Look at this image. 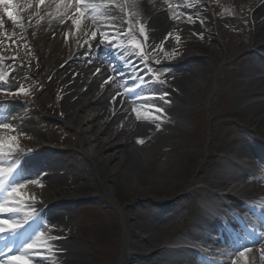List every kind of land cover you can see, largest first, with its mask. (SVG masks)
Instances as JSON below:
<instances>
[{"label": "bare ground", "instance_id": "bare-ground-1", "mask_svg": "<svg viewBox=\"0 0 264 264\" xmlns=\"http://www.w3.org/2000/svg\"><path fill=\"white\" fill-rule=\"evenodd\" d=\"M118 1L121 0H97V3L109 4ZM126 1L129 2L130 7L120 6L123 15L135 12L142 17H148L147 33L152 40L172 44L178 41L176 37H179V40L183 37L178 29L179 23L174 19L175 10L169 7L170 3H177V0H169V3H165L164 0ZM193 1L185 0L187 6L180 8L187 10L194 18H199L203 26L186 21L185 27L188 31H184V38L190 37L194 42H198L201 33L205 30L212 34L220 31L225 35V28L231 25L239 27L240 31L245 34L248 13L251 16L250 26L252 28L249 39L242 46L243 49H247V53L239 58L238 62H232L224 69L227 77L223 81V91L220 95L222 109L216 112L215 117L230 116L232 117L230 124L241 122L243 127L252 132L253 136L243 140L244 143L240 145L231 144L222 149L216 146L218 149L216 151L222 154L215 157L208 154L207 161L199 163L195 159L197 151L187 148V146H194L192 141L185 139L186 143L177 142L178 136L186 133L185 122L171 120L170 117L165 120V117L171 114L181 118L180 115L184 113L183 103L187 102L192 95H198L200 91L205 90L206 86L202 79L207 78L206 70L185 69L186 72H183L180 77L166 78L163 84L160 83L162 85H153L154 90L152 91L155 92V89L161 88L163 92H167L166 98L146 100L142 103L157 104L165 113L152 111L150 107L138 108V104L129 101L127 95L122 96L119 87L124 85L123 81L115 76V71H107V66L104 65L107 58L114 60L116 66H122L120 71L116 70L118 71L116 74L123 71L127 80L131 78L134 79V83H142L138 79V74L144 71L139 68L143 66V63L140 62L137 68L136 65L132 68L128 60L136 56L129 55V52L120 47L123 41L118 30L120 25L117 22L122 13L119 12L120 10L98 11L95 14V22L77 13L73 18L78 23L73 26L72 20L67 19L68 15H72V10H69L65 16L57 15L58 11L64 10L68 0H44L40 8H36L39 0H25V3L20 6L21 11H24L22 13L25 19L24 31L35 55L40 63L47 67L46 69L55 70L54 74L64 86L63 98L56 109L61 115H65L62 121L71 128L80 141L82 154L97 165L94 172H84L83 185L65 190L63 188L64 179L57 172L50 171L45 175L36 173L40 175L39 177H35L34 174L25 175L26 180L33 181L39 178L42 187L31 185L21 190L22 196L26 193V199L34 196L35 203L23 207L21 213L15 214L14 218L22 217L23 213L28 210H35L41 201L39 206L47 205L39 217L43 216L44 223L40 225L41 230L34 236L39 235L47 227L46 235L60 237L52 242L54 249L52 253L46 251L39 253L51 259H36L35 264H80L82 262L86 250L77 248L71 243L70 233L67 230L63 231L53 226L56 222L64 221V217L60 216L55 208L61 203L70 205L75 198L83 194L82 189L92 185L91 181H98L108 198L112 197L113 190L107 186V183L115 185L118 181L125 195L131 194L133 199L137 200L141 193H144L146 198L153 200L161 208L174 203L181 193L191 194L190 184L184 181H181L180 185L178 182L161 190L157 189L155 182L151 179L147 183L148 186H142L144 171L154 167L156 172L169 171L173 166L176 156L163 152L169 147L177 150L184 161L183 166L191 170L197 165L196 167L203 170L205 173L203 179L213 189L212 195L209 198H200L198 202L192 201L196 214L184 222V231L180 235L169 238L164 244L156 242L157 236L151 232L156 227L149 224L147 219L132 217L125 213L124 207L118 206L122 213L125 238H123L119 259L115 262H113L114 259L106 261L104 264H135L137 261L143 264H214L211 259L204 257L203 253L212 252L215 243L221 240H212L208 235L209 232L222 229L227 223L228 230L235 232L238 222L243 223L250 215H256L255 211L264 212V176L259 180L250 178L252 176L246 169L247 163L242 162L243 160L237 161L238 158H247L251 153L260 158L262 156L259 154V157L256 153L264 152V145L261 143L264 140V77L257 74L261 71L258 69L264 71V63L262 62L263 67H258L253 61L258 52L264 51V0H226L227 7L221 16L228 15L231 17L230 20L223 19L220 15V17L215 16L209 6L214 0H208V3L204 2L199 5H194ZM57 3L61 4L60 9H56ZM108 13L113 16L117 13L118 16L116 15L113 21ZM110 22L114 23L115 27L107 26ZM93 32L96 33L95 39L92 38ZM107 40H111L112 43H107ZM253 47L255 50H252ZM210 50L211 48H208V52L211 53ZM201 51L202 46L195 44L185 48L171 62V69H183L189 63L196 62ZM212 51L215 55L218 54L217 50ZM224 51L228 54L225 47ZM236 51L237 47L232 46V54ZM68 58L69 62L64 67L56 68ZM119 58L121 63L117 62ZM116 66L115 69H117ZM234 75L240 79L234 80L232 78ZM234 86L239 87L240 90L235 92ZM22 108V106L9 107L6 113L3 112L5 113L4 118L8 117L16 123H27L26 126L33 121L28 127L36 132L37 128L34 123L41 122L39 109L32 104L29 111L25 113ZM138 114L141 116L139 120L137 119ZM145 115L158 116V119L149 121L144 118ZM149 136L151 138H148ZM137 140L144 142L138 144ZM242 147L249 148L250 152L245 154ZM54 153L55 149L52 147L40 148L39 152L29 159L42 166V171L46 168L52 170L59 166L54 167L57 161ZM5 160L15 159L11 156H0V161ZM133 161H137L138 164L134 166ZM7 164L0 162V168ZM236 171H240V175L235 173ZM169 176L166 175V183L169 181ZM243 178H250L252 181L245 182L243 187H239L238 184L233 185L235 181H241ZM225 191L232 192V197L225 198L226 194L223 193ZM193 193L196 197L200 191L193 189ZM130 209H133L132 206ZM233 210H236L238 214L235 215ZM218 217L224 218L223 221H216ZM161 218L163 219L158 214L156 215V219ZM0 219L11 220L12 217L0 216ZM160 222L163 221L160 220ZM217 232L220 231L217 230ZM101 233L103 231L90 234L93 239H96ZM21 237L23 236L17 234L14 237L15 243ZM261 240H257L260 242L258 249L252 252L247 251L242 257L247 259L223 264H264V259L261 258L264 255V242ZM81 243L88 248L92 240L82 239ZM195 246L199 247V250H194ZM87 253L90 254L89 250ZM139 257L144 260L140 261Z\"/></svg>", "mask_w": 264, "mask_h": 264}, {"label": "rangeland", "instance_id": "rangeland-1", "mask_svg": "<svg viewBox=\"0 0 264 264\" xmlns=\"http://www.w3.org/2000/svg\"><path fill=\"white\" fill-rule=\"evenodd\" d=\"M139 18V15L135 18L136 26L132 30L137 38L140 36L137 21L145 26V20L140 21ZM0 20L4 21L3 27H0V57L4 58L0 62V104L9 105L14 103L18 106L22 105L25 113L29 111L30 105L33 104L41 114V122L34 123L37 128L35 129L36 132L28 127L30 124L32 125L33 121L28 126H26L27 123L6 121L8 127H15L16 129L15 132L9 134L19 138V149L33 148L34 150H40V148L52 147L57 152L53 154L55 158L56 154L64 155L62 162L67 163V166L65 173L60 172L64 179L63 188L65 190L71 187H79L85 181L84 172H94L97 165L82 154L80 141L73 134L71 128L62 121L65 115H61L56 109L63 98L64 86L57 76L52 73L53 70L46 69L47 67L40 63L30 40L24 35L23 29L15 24L7 23V19L2 13L0 14ZM179 28H183V24H180ZM237 30L236 28L228 29L225 35L217 33L215 36L206 33L208 37L199 40L198 43H190L191 40H189L187 43L189 45L185 47L189 48L193 44L202 46V51L199 52L201 57L196 62L191 63L189 68H203L206 70L207 63L210 64L208 72L205 73L208 77L207 83H205V79H202L206 86L205 90L197 97L192 95L187 102L183 103L185 109L180 116L187 128L186 133L179 135L177 139L180 144L186 143V140L192 141L194 146H187V148L197 151L195 159L198 163L207 161V155L218 150L216 146L222 149L239 142V140L234 139V132L247 131L239 123L236 126L230 124L232 121L230 116L225 118L215 117L216 112L222 109L220 95L223 91V81L227 77V74L222 76V70L225 69L227 64L235 62L247 51V49L242 50L241 45L249 37L243 33L236 34L238 33ZM8 35H12L15 40L12 42L6 39L5 37ZM218 39L219 41H217ZM224 43L227 44V51H231L232 46L237 47V51L233 54L228 52L230 55L226 56L223 50ZM148 44L150 46L147 51L150 53L151 61L155 64L154 68L163 70L168 66L170 60H165L167 57L162 58L161 55L163 54L158 52L159 50H157L154 42L149 41ZM181 46L183 45L180 43L168 45L162 51L166 54L169 49L179 52ZM178 47L180 48L178 49ZM207 47L211 48V53L208 52ZM212 50H217L219 56L217 57ZM154 53L159 54V56L153 57ZM171 57L168 56V58ZM232 78L237 81L236 75ZM21 89L26 94H6L18 93ZM233 90L236 92L240 88L234 86ZM184 136L185 138H183ZM163 152L176 156L173 166L169 171L156 172L155 167L144 171L142 186H148L147 183L151 179L155 182L157 189L161 190L178 182L180 185L181 181H184L190 184L189 190H192L191 194L181 193L177 199L178 201L175 200L169 207L161 208L157 206L153 200L146 198L144 193H141L137 200L133 199L131 194L125 195L118 181L115 185L107 183V186L113 190L112 197L108 198L104 189L99 186L100 183L91 181L92 185L82 189L83 194L75 198L70 205L61 203L56 208L59 215L67 218L63 221L62 226L57 224L56 227L69 231L71 243L77 248L86 250V255L84 254L80 264H104L106 261L109 262L114 259L113 262H115L119 259L123 238H125L124 223L119 207H124L125 213L132 217L147 219L149 224L151 223L156 227L151 231L157 236L156 242L164 244L169 238L181 234L185 218H192L196 214V209L192 207V201L196 202L200 198H209L212 195L209 183L207 184L203 179L205 173L202 169L196 167L197 165L191 170L183 166L184 161L174 148L169 147L168 150ZM216 154L220 155L222 152L217 151ZM132 163L134 166L138 164L137 161ZM166 175H170L167 183ZM193 189L200 191L196 197H194ZM131 206L133 209H130ZM167 212L172 216L165 221L161 218L160 220L164 222L156 219L157 214L159 217H163ZM69 223L70 226H68ZM166 224L167 226H164ZM99 231H103V233L98 234L97 238L93 239L92 234L99 233ZM82 239H91L92 244L86 248L81 243ZM91 249L92 251H90ZM88 250L90 254L87 253ZM139 260L143 261L144 259L139 257ZM135 264L143 263L137 261Z\"/></svg>", "mask_w": 264, "mask_h": 264}, {"label": "snow or ice", "instance_id": "snow-or-ice-1", "mask_svg": "<svg viewBox=\"0 0 264 264\" xmlns=\"http://www.w3.org/2000/svg\"><path fill=\"white\" fill-rule=\"evenodd\" d=\"M44 0H39L36 4V8H40L41 4ZM165 3H169V0H164ZM0 5H8L11 9L15 7L12 5L11 0H0ZM185 0H177L176 4H169V7L175 9L176 7H185ZM31 7V5H29ZM61 4H56V9H60ZM116 4H107V3H97V0H68V3L64 6L63 11H58L57 15L65 16L69 10H72V15H68L67 19L72 20L73 26L77 25V20L73 17L79 13L80 16L84 17L87 20L95 22L96 20V13L101 11L105 8H115ZM110 15V13H108ZM133 16L137 15V13H132ZM4 16L7 18L8 21H11L18 27L23 28L22 23L18 18L19 13H14L13 11H5ZM175 18H179V14L177 13ZM112 20H115V16L112 17ZM188 20H191V17H188ZM4 21L0 20V27H3ZM39 23V21H37ZM128 23V21H125ZM107 26L115 27L114 23H108ZM138 32L141 37L147 39L146 28L144 25L139 24L137 21ZM125 36L128 37V42L123 43L120 45L121 48H129L132 50L133 54H138L141 57L144 56V47L146 45L142 44L140 40L137 39V36L132 32L131 26L124 31L123 33ZM87 35V33H85ZM119 35V33H116ZM6 38H10L7 37ZM92 38H96V33H92ZM179 40V37H176ZM103 42V41H102ZM107 43H112L111 40H107ZM3 57H0V62L3 61ZM15 59V58H13ZM108 81H106L107 83ZM10 95H20L26 94L24 93L23 89L20 90L18 93H6ZM143 99H147V97H142ZM133 111L135 112L136 109L134 108ZM155 111H159V109H155ZM145 119L151 121L154 119H158V117H151L145 115ZM137 119H141V116L138 114ZM157 129L159 130V126L157 125ZM15 127H8L7 123L0 125V156L7 157V156H15L16 153L20 151L19 149V138L16 136L7 135V133L15 132ZM144 141L137 140L138 144H142ZM4 163H8L9 167L7 169L0 168V216L12 217L11 220L0 219V239H3L5 236L15 237L18 233L21 232L22 229L25 228L26 225L29 224L30 220L35 219L36 213L35 211H28L23 213L24 218L17 220L15 219V214L21 213L23 207H28L30 203H35V197H26V193L24 196L21 195V190L27 188V184L19 181L16 183H12L15 180L14 173L17 172L19 167V161H0ZM35 186L42 187V185L38 181H33ZM18 205V206H17ZM48 231L47 227H45L44 231H42L39 235H35L30 242L26 245L22 246L19 249H11L9 248L8 251L11 253L8 256L7 261L0 260V264H35L36 259H51L50 257H44L39 255L41 252H49L52 253L54 251L52 247V242L60 239V237H55L51 235H46L45 233ZM264 242V239L261 240ZM249 247V246H245ZM240 255H244V250L240 249ZM264 259V255L261 257Z\"/></svg>", "mask_w": 264, "mask_h": 264}]
</instances>
